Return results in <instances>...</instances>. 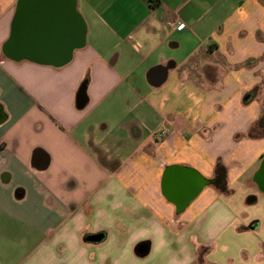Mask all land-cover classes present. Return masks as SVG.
<instances>
[{
    "label": "crops",
    "instance_id": "obj_1",
    "mask_svg": "<svg viewBox=\"0 0 264 264\" xmlns=\"http://www.w3.org/2000/svg\"><path fill=\"white\" fill-rule=\"evenodd\" d=\"M263 113L264 0H0V264H264L224 198ZM219 161L177 213L165 169Z\"/></svg>",
    "mask_w": 264,
    "mask_h": 264
},
{
    "label": "water",
    "instance_id": "obj_2",
    "mask_svg": "<svg viewBox=\"0 0 264 264\" xmlns=\"http://www.w3.org/2000/svg\"><path fill=\"white\" fill-rule=\"evenodd\" d=\"M85 89L86 87L82 88L79 94L82 100L86 98ZM254 182L264 194V159L254 176ZM212 184V181L205 179L194 169L183 166H169L163 173L162 191L164 197L175 205L177 213L180 214L201 194L205 187ZM100 240V236L91 238V241L94 242ZM144 251L146 249L143 247L142 252Z\"/></svg>",
    "mask_w": 264,
    "mask_h": 264
},
{
    "label": "rangeland",
    "instance_id": "obj_3",
    "mask_svg": "<svg viewBox=\"0 0 264 264\" xmlns=\"http://www.w3.org/2000/svg\"><path fill=\"white\" fill-rule=\"evenodd\" d=\"M224 198L236 201L237 212L246 220L247 226L253 222L259 223L261 229L257 231V234H264V194L258 188L252 186L248 188L246 185H242L240 188L235 189V193L224 196ZM252 199H256V202L252 203Z\"/></svg>",
    "mask_w": 264,
    "mask_h": 264
},
{
    "label": "trees",
    "instance_id": "obj_4",
    "mask_svg": "<svg viewBox=\"0 0 264 264\" xmlns=\"http://www.w3.org/2000/svg\"><path fill=\"white\" fill-rule=\"evenodd\" d=\"M86 82L83 84L82 88H84ZM248 136L252 139L264 138V113L261 118L255 123V125L251 128ZM213 186L221 193H228V169L227 167L219 161L215 167V175L212 180Z\"/></svg>",
    "mask_w": 264,
    "mask_h": 264
},
{
    "label": "built area",
    "instance_id": "obj_5",
    "mask_svg": "<svg viewBox=\"0 0 264 264\" xmlns=\"http://www.w3.org/2000/svg\"><path fill=\"white\" fill-rule=\"evenodd\" d=\"M167 25L173 30H182L185 28V24L179 20H169ZM159 135L160 137H164L167 135V131H161Z\"/></svg>",
    "mask_w": 264,
    "mask_h": 264
}]
</instances>
